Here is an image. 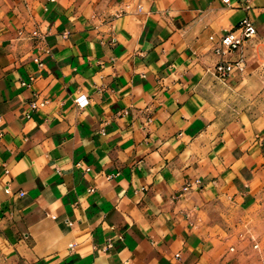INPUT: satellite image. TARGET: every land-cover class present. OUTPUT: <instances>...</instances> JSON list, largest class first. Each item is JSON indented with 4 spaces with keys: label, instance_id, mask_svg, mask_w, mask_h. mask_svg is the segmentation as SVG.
I'll return each instance as SVG.
<instances>
[{
    "label": "crops",
    "instance_id": "0c3cea01",
    "mask_svg": "<svg viewBox=\"0 0 264 264\" xmlns=\"http://www.w3.org/2000/svg\"><path fill=\"white\" fill-rule=\"evenodd\" d=\"M0 264H264V0H0Z\"/></svg>",
    "mask_w": 264,
    "mask_h": 264
},
{
    "label": "built area",
    "instance_id": "2783aa9c",
    "mask_svg": "<svg viewBox=\"0 0 264 264\" xmlns=\"http://www.w3.org/2000/svg\"><path fill=\"white\" fill-rule=\"evenodd\" d=\"M227 4H231L232 0H224ZM37 33V31H36ZM257 34V27L253 20L248 17L243 18L236 28L227 31L223 34L216 43V52L219 54H224L226 52H233L240 49L247 39L253 38ZM214 39V36H212ZM240 61H220L215 68L216 74L221 78L229 77L232 72L240 66ZM88 103V99L84 98L79 101L80 105H85ZM34 107H37V102L33 103ZM189 185L185 186L188 189ZM24 192H22L23 194Z\"/></svg>",
    "mask_w": 264,
    "mask_h": 264
}]
</instances>
